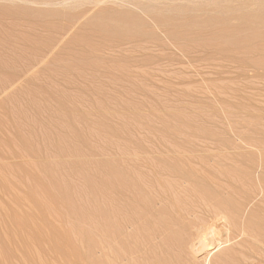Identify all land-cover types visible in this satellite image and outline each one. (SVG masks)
<instances>
[{"label": "rangeland", "instance_id": "1", "mask_svg": "<svg viewBox=\"0 0 264 264\" xmlns=\"http://www.w3.org/2000/svg\"><path fill=\"white\" fill-rule=\"evenodd\" d=\"M182 164L238 215L178 256L264 264V0H0V264L107 259L115 178Z\"/></svg>", "mask_w": 264, "mask_h": 264}, {"label": "bare ground", "instance_id": "2", "mask_svg": "<svg viewBox=\"0 0 264 264\" xmlns=\"http://www.w3.org/2000/svg\"><path fill=\"white\" fill-rule=\"evenodd\" d=\"M192 170L183 167V164L182 167L165 169L173 177L187 183L185 187H172L161 183L157 181V177L161 176L159 174L156 180L148 178L144 179L143 183L129 177H116L115 184L110 186L114 197L111 196L106 207H101L98 211L107 223L108 229L104 234L109 239V257L100 259L97 264H185L178 256V251L182 250L185 244V233L193 227L195 230L198 223L195 219L201 214L206 216V220H215V223H219L218 219L224 220L236 229L238 214L235 203L221 197L220 193L216 192L217 189L214 190L217 183L215 177L206 175L208 173L205 174L204 171V174L198 176ZM120 188H127L129 191L128 202L120 203ZM157 202L161 204L158 209ZM204 222L201 230H197L199 232L196 236L202 249L211 250L215 246V235L212 234L214 239H209L210 234L214 232L207 229V223ZM99 230L102 231V227ZM103 241H99L100 248L104 247Z\"/></svg>", "mask_w": 264, "mask_h": 264}]
</instances>
